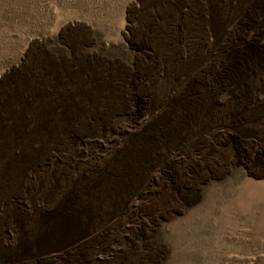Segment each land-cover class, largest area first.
Here are the masks:
<instances>
[{
    "label": "rangeland",
    "instance_id": "obj_1",
    "mask_svg": "<svg viewBox=\"0 0 264 264\" xmlns=\"http://www.w3.org/2000/svg\"><path fill=\"white\" fill-rule=\"evenodd\" d=\"M205 12L204 0H0V203L18 193L22 168L42 172L52 143L70 145L59 138L73 137L85 114L127 112L143 99L133 80H158L179 51L197 55ZM164 79L157 97L171 87L173 77ZM37 122L48 132L35 131ZM227 132L224 145L209 135L189 145V157L167 168L143 212L129 214L118 192L122 230L105 229L64 264H264V110ZM36 143L40 150L23 165L9 161ZM91 222L75 230L96 231ZM96 242L105 245L101 253Z\"/></svg>",
    "mask_w": 264,
    "mask_h": 264
},
{
    "label": "bare ground",
    "instance_id": "obj_2",
    "mask_svg": "<svg viewBox=\"0 0 264 264\" xmlns=\"http://www.w3.org/2000/svg\"><path fill=\"white\" fill-rule=\"evenodd\" d=\"M204 4L205 40L197 55L179 51L158 80L147 74L133 80L143 99L125 107L127 112L85 114L73 137L59 138H68L70 145L52 143L42 172L22 168L18 193L0 203V264H24L27 257L36 264H64L79 256L105 229L122 230L115 212L118 192L125 195L122 204L129 214L143 212L167 168L189 157V145L207 135L224 145L229 129L238 131L259 119L264 110V0ZM197 58V68L190 70ZM165 76L173 77L171 87L157 97ZM33 127L48 132L43 122ZM27 145V151L12 152L9 161L15 157L23 165L40 150L38 143ZM61 158L66 160L63 167ZM42 174L48 178L44 193ZM136 180L137 190L126 193ZM88 220L97 230L77 233L78 224ZM51 237L68 239L52 247L47 245Z\"/></svg>",
    "mask_w": 264,
    "mask_h": 264
}]
</instances>
